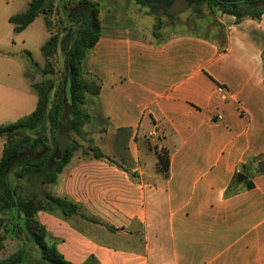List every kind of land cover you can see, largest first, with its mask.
<instances>
[{
    "label": "crops",
    "instance_id": "1",
    "mask_svg": "<svg viewBox=\"0 0 264 264\" xmlns=\"http://www.w3.org/2000/svg\"><path fill=\"white\" fill-rule=\"evenodd\" d=\"M29 1L0 0V125L37 103L25 52L42 57L44 16L20 32L8 21ZM91 1L100 36L81 66L100 89L83 129L109 160L76 152L62 166L48 191L76 214L37 211L46 241L72 264H264V11L219 15L221 40L203 20L157 41L147 7Z\"/></svg>",
    "mask_w": 264,
    "mask_h": 264
},
{
    "label": "trees",
    "instance_id": "2",
    "mask_svg": "<svg viewBox=\"0 0 264 264\" xmlns=\"http://www.w3.org/2000/svg\"><path fill=\"white\" fill-rule=\"evenodd\" d=\"M140 6L147 7L154 15L155 21L151 26V35L157 41L161 38L160 30L164 25L175 26L173 12L164 11L163 8L171 6L176 0H133ZM187 5H199L203 3L216 4L221 7V14H230L236 20L244 17L259 18L264 11V0H182ZM75 10L73 18L79 23V31L73 39L66 56V73L64 81L54 90L50 100L51 87L45 82L34 83L32 88L37 94L35 109L28 115L18 120L0 125V139L3 140V150L0 157V210L16 209L18 222H7L4 226L7 231L4 237H12V224H14L15 235L23 236L25 241L36 246L40 253V261L37 264H72L66 261L57 251L53 244L46 241V231L37 221L35 215L39 210L59 211L63 216L70 217L76 214V206L64 199L53 196L48 190L41 189L40 192L31 193L25 198H16L15 192L8 182V173L14 166H19L14 175L18 178H37L41 185L51 186L55 183L57 174L70 157L78 152L81 147L77 140L70 139L61 147L53 149L46 143L44 134L39 133L34 139H30L28 132L42 128L46 123L49 126L51 140H55L58 132H73L80 138H84L86 132L84 125L90 120V115L85 108V100L88 96L99 93L100 85L97 78L82 70V59L90 52L100 36L99 4L91 0H78L72 4ZM52 11L50 0H30L24 12L9 16L8 21L12 23L14 32H20L31 23L38 14L44 16V23L49 31V38L41 46L44 57L51 54L59 42L58 34L51 32L47 14ZM161 15L168 19L164 23ZM26 57L31 65L36 64L28 52ZM65 104H67V116L64 117ZM81 150L84 156H92L100 159H108L102 152L91 144ZM24 151L30 154L21 155ZM33 152H38L32 155ZM40 152V153H39ZM156 168L165 177L169 171V153L166 148L156 150ZM255 159V158H254ZM252 159V161L254 160ZM249 164L243 165L247 168ZM235 182V180L233 181ZM246 188L253 186L246 178ZM4 220H0V223ZM3 224V223H2ZM0 224V225H2ZM16 254H11L0 264H11L15 261ZM91 264V263H86Z\"/></svg>",
    "mask_w": 264,
    "mask_h": 264
},
{
    "label": "rangeland",
    "instance_id": "3",
    "mask_svg": "<svg viewBox=\"0 0 264 264\" xmlns=\"http://www.w3.org/2000/svg\"><path fill=\"white\" fill-rule=\"evenodd\" d=\"M52 3V11L47 14L49 19V28L51 32H56L58 34V38H60L59 42L55 50L49 54V56L44 57L41 54H36L34 61H36L35 66L31 65L27 59L28 71L26 72V76L30 82V85L34 83L45 82L51 87L50 91V100L53 97L54 90L58 88L59 85L64 81L65 73H66V56L68 49L74 38L77 37L79 31V23L73 18V14L75 13L73 3L75 1L72 0H50ZM144 8V7H143ZM146 8V7H145ZM164 11H170L174 13V16L171 18L175 24V28L185 27L188 29L195 30L196 23L198 21L207 20L208 27L204 32L207 35V31L209 28H216L217 34L215 35L217 39L221 40L223 37L222 25L218 21L219 15H221V7L216 4H199V5H187L182 0H176L174 3L167 7L163 8ZM161 18L164 23L168 22V19L161 15ZM42 32L44 28L41 26L40 29ZM33 35L39 36L38 31L35 32L33 29ZM67 104H65L64 109V117L67 116ZM39 133L44 134L46 138V143L52 149L57 146L61 147L68 140L75 139L80 144V148L77 150L81 152V150L86 148L89 144L88 135L86 134L84 138L78 137L73 132L65 133H57L55 136V140H51V133L49 130V126L43 125L42 128L35 129L33 131H29L30 139H34L38 136ZM30 151H24L21 155L30 154ZM40 153V152H39ZM38 152H33L32 155H36ZM19 166H14L13 169L8 173V182L10 183L11 188L15 192L16 198H25L29 196L31 193L40 192L41 189L48 190V185H41L37 178L26 179V177L18 178L14 175V171H18ZM1 205V202H0ZM1 209V206H0ZM0 220H4L0 224V237H4V234L8 230L7 227L4 228L7 222L12 221L16 224L19 220L17 218L16 209L11 210H0ZM14 224H12V237H5L2 239L1 244L2 247L0 249V261H3L11 254H16L15 261H12L11 264H37L40 261V253L36 246L30 244L25 241L23 236L15 235Z\"/></svg>",
    "mask_w": 264,
    "mask_h": 264
},
{
    "label": "water",
    "instance_id": "4",
    "mask_svg": "<svg viewBox=\"0 0 264 264\" xmlns=\"http://www.w3.org/2000/svg\"><path fill=\"white\" fill-rule=\"evenodd\" d=\"M244 178H245V176H244L241 172H237V173H236L235 180H236L237 182L242 181Z\"/></svg>",
    "mask_w": 264,
    "mask_h": 264
},
{
    "label": "built area",
    "instance_id": "5",
    "mask_svg": "<svg viewBox=\"0 0 264 264\" xmlns=\"http://www.w3.org/2000/svg\"><path fill=\"white\" fill-rule=\"evenodd\" d=\"M218 90H221V88H218ZM217 118H221V115L220 114H217Z\"/></svg>",
    "mask_w": 264,
    "mask_h": 264
}]
</instances>
